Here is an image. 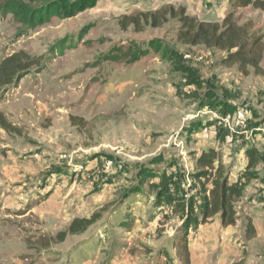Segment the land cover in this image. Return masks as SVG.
<instances>
[{
  "label": "rangeland",
  "instance_id": "374dc122",
  "mask_svg": "<svg viewBox=\"0 0 264 264\" xmlns=\"http://www.w3.org/2000/svg\"><path fill=\"white\" fill-rule=\"evenodd\" d=\"M4 1L0 62L24 52L41 64L0 89V264H183V236L190 264H264V161L234 226L200 222L218 176L234 182L248 148L264 160V55L262 75L244 77L221 65L225 53L178 43L175 20L121 26L180 0H89L28 31ZM233 3L199 19L219 22ZM236 17L264 47V10ZM59 41L70 47L51 54Z\"/></svg>",
  "mask_w": 264,
  "mask_h": 264
},
{
  "label": "trees",
  "instance_id": "16d2710c",
  "mask_svg": "<svg viewBox=\"0 0 264 264\" xmlns=\"http://www.w3.org/2000/svg\"><path fill=\"white\" fill-rule=\"evenodd\" d=\"M86 4L91 3L89 0H5L1 5V10L11 15L12 19L20 25V31H28L47 24L54 18L75 17ZM245 7L264 10V0H234L231 9L219 22L201 20L187 15L184 8L167 6L143 13L139 15L140 17L137 16L138 19L134 16L124 17L120 23L124 29L130 25L139 27L140 24L160 28L169 19L175 20L178 23L176 33L178 43L192 47L203 46L206 49L223 52L225 57L220 61L222 66L236 67L244 77H248L251 73L259 76L263 73L261 68L264 55L262 37L252 30L250 23L239 24L236 17L237 9ZM67 43L57 42L51 48V54H62L67 47H70V43L69 46ZM148 48L158 50V53L161 49L155 42H150ZM136 52L141 54L145 51L140 49ZM40 64L38 58L31 57L24 52H18L3 59L0 62V89L9 87L23 73L26 75ZM245 155L247 158L245 169L234 182H228L227 178L218 176L208 196H203L201 224H206L214 216H218L222 227H231L236 224L235 205L243 198L247 185L255 179L256 167L264 161L260 152L255 148H248ZM213 159L214 152L211 151L202 156L200 162L208 166ZM200 222L195 221L196 225ZM94 223L95 220L92 217L74 219L67 230L59 233L56 238L63 241L67 235L82 234ZM246 234L249 238L256 235L251 222L248 223ZM177 248L181 250L179 255L182 256L183 264H190L186 236L179 240Z\"/></svg>",
  "mask_w": 264,
  "mask_h": 264
},
{
  "label": "crops",
  "instance_id": "0c3cea01",
  "mask_svg": "<svg viewBox=\"0 0 264 264\" xmlns=\"http://www.w3.org/2000/svg\"><path fill=\"white\" fill-rule=\"evenodd\" d=\"M185 5L186 14L201 18L208 14L207 8H211V11L221 12L226 11L229 7L230 0H180ZM209 11V13L211 12ZM203 20V19H202ZM212 22V21H211ZM227 264V263H226Z\"/></svg>",
  "mask_w": 264,
  "mask_h": 264
}]
</instances>
